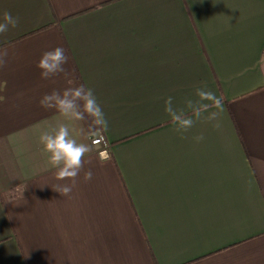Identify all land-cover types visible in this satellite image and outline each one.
<instances>
[{
  "label": "crops",
  "instance_id": "0c3cea01",
  "mask_svg": "<svg viewBox=\"0 0 264 264\" xmlns=\"http://www.w3.org/2000/svg\"><path fill=\"white\" fill-rule=\"evenodd\" d=\"M3 10L19 24L0 36V264H264V0H0ZM57 46L106 128L89 135L39 106L68 86L36 67ZM204 86L223 98L221 126L199 120L181 138L164 102L184 108ZM57 122L92 149L68 196L39 143Z\"/></svg>",
  "mask_w": 264,
  "mask_h": 264
},
{
  "label": "clouds",
  "instance_id": "9594fccd",
  "mask_svg": "<svg viewBox=\"0 0 264 264\" xmlns=\"http://www.w3.org/2000/svg\"><path fill=\"white\" fill-rule=\"evenodd\" d=\"M19 24V17L13 15L8 10L0 11V36L6 35L11 29H15ZM8 48H0V69L7 66ZM69 62V56L63 47L57 46L52 50L42 53L36 67L40 70V77L44 80H52L57 76H63L67 82V87L62 90L53 89L45 93L38 101L39 106L45 110H55L68 120L82 121L86 124L89 135L93 134L97 128H106L108 121L105 113L97 100L94 90L83 84H76L73 73L65 65ZM196 99L187 98L184 108L173 106L172 97H168L164 102V111L170 118V123L174 125L181 138H187V133L197 121L203 120L215 129H219L220 114L223 111L224 101L222 96L204 87H197L194 93ZM213 109H215L213 111ZM207 113V115H205ZM203 134L192 137L196 143L203 141ZM39 143L43 145V151L48 154V160L55 169L54 179L66 181L54 191L62 196H68L76 186L77 178L85 167L86 156L92 151L90 146L78 142L71 134L68 124L57 122V124L40 133ZM107 157L100 154L103 162ZM93 173L91 169L84 171L83 180L90 181Z\"/></svg>",
  "mask_w": 264,
  "mask_h": 264
},
{
  "label": "built area",
  "instance_id": "2783aa9c",
  "mask_svg": "<svg viewBox=\"0 0 264 264\" xmlns=\"http://www.w3.org/2000/svg\"><path fill=\"white\" fill-rule=\"evenodd\" d=\"M107 140L105 139V137L103 135H98L96 137H92L91 142L93 145H97L102 147L103 149L100 151L101 153H104L106 155V157H108V151H107V147H108V142H106Z\"/></svg>",
  "mask_w": 264,
  "mask_h": 264
}]
</instances>
